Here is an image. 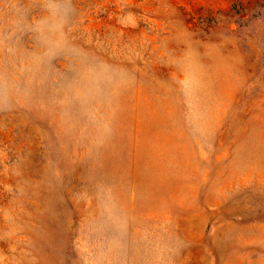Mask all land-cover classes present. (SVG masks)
I'll use <instances>...</instances> for the list:
<instances>
[{"label": "rangeland", "instance_id": "1", "mask_svg": "<svg viewBox=\"0 0 264 264\" xmlns=\"http://www.w3.org/2000/svg\"><path fill=\"white\" fill-rule=\"evenodd\" d=\"M0 264H264V0H0Z\"/></svg>", "mask_w": 264, "mask_h": 264}]
</instances>
